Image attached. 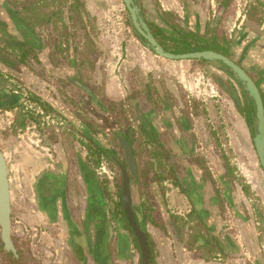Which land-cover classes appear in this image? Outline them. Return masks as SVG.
<instances>
[{"label":"rangeland","instance_id":"rangeland-1","mask_svg":"<svg viewBox=\"0 0 264 264\" xmlns=\"http://www.w3.org/2000/svg\"><path fill=\"white\" fill-rule=\"evenodd\" d=\"M231 1L219 0V6L222 9L218 12L219 14H215L214 18H210V24L213 22V26L209 27L207 31L208 37L211 35L215 38L219 37V39L224 37L222 34L218 35L219 31L216 29L224 27L225 18L234 14L233 8L232 10L229 9ZM6 2H9L13 7L20 10L29 26L37 31V35L41 39L37 36L36 38L40 40L41 43H39L42 45V49L44 48L45 50L42 54V61L45 62L44 65L40 64L36 69L30 68L32 71L27 68V71H30L42 81V87L39 88L42 94L41 98L33 92L30 93L24 84L17 81L10 72L0 70V87H5L12 93L16 90H21L24 93L26 90L29 93L28 97L37 101V104L32 101H26L21 108L12 110L2 111L0 109V146L8 155L14 211L15 213L19 212V215L34 214L35 207H30L28 203L27 205L20 203L21 196L24 197V191L23 194L20 191L22 186L26 184V187L30 189L31 195L36 194L37 182L42 175V172L40 173L39 171L40 174L37 172V175H35L36 171L35 174L30 173L33 168L29 165L22 166L20 160L23 162L24 158L37 157L40 158L38 165H43L41 162H47L46 159H51L49 164L54 163L55 165H53L59 169L63 168L65 164L66 170L70 172L68 198L70 199L71 208L68 209V213L70 217L77 221L79 231L84 233V203L86 195L79 176L77 155H83L85 160H87L86 162L94 172L101 189L107 188L109 191V196H106L107 201L111 198L115 199L117 196V190L120 186V170L109 156H102L99 162H96L95 155L98 154L92 151L90 158H86L85 153L89 141L57 112H46L39 106V103L42 101V103L48 105L52 101H59L81 121L89 125V127L93 126V128L99 130L96 133L104 137L108 146L115 151L113 156L122 162L123 153L114 137L113 128L108 127L107 123L105 124L99 117L104 118V116H107L105 118L108 119L109 116L113 118L118 122V128L121 131H125L128 127H136L137 118L134 115L132 103H136L134 109L138 104L142 106L144 111L149 110L153 111L155 115L164 116L165 104L170 107L171 103L176 104L177 100L175 97H171L167 83L163 80L162 76L157 82H153L150 79L151 76L148 74L128 71L126 74V87L121 85V91L124 92L125 90L127 94H124L125 96H122V98H114L115 100L104 95L100 82L94 81L95 73L102 65H96L94 62L98 57H101L103 60V55L105 58L107 57L105 48L100 53L98 52L99 50L96 47L97 35L100 32L104 35L108 34L105 32L106 30L135 33L122 0H5ZM134 2L141 10L142 16L147 22L153 20V22H157L160 25H164V23L168 25L173 24L177 20L174 16L162 14L157 0H134ZM79 7L83 10H79ZM68 8L77 9L76 13H73V19H71L69 27L64 22ZM235 9L236 12H241L242 16L245 17L240 24L248 25L255 33H258L264 27V4L258 3L257 0H242L241 2H236ZM95 14L98 16H95ZM3 20L5 21L3 17H0V47L12 39L8 37ZM16 36L20 39L19 35ZM35 52L37 57L41 58V51L37 50ZM101 54L103 55L101 56ZM74 57L76 58L75 61L79 59L83 62L80 64L81 68L79 67L80 74H78V65H75L77 76H70V78L74 77V80L77 79L84 87H87L92 92V99L75 86L76 82H74V85L72 81H69L70 78L67 77V74H69L67 73V68L72 66L70 60ZM192 61L194 62H192V66L189 69L190 72H194L195 68H197L198 75L196 78H201L203 88L208 89L209 92L207 91L208 93L204 96H194L188 91L185 92L181 89L183 92L181 102L185 107L179 116L183 115L190 126L196 123L194 122L195 114L196 118L200 119L199 123L201 125H204L208 121L206 122L208 127L205 130L202 129V133L206 135V137L204 134L201 136L203 150H206L205 146L209 145V147H212L214 155H218L219 158L225 157V161L235 164L238 178L241 181L236 178H230L233 182L230 181L229 183L233 184L234 189L240 190L239 196L241 200L239 201H244L245 203L251 202L256 206L257 210H260V208L264 210V206L261 203L263 194L259 196L252 188L251 190L249 188L250 193L247 190L241 191L242 184L247 181L257 180L258 175H262V170L258 164L252 143L253 133L247 142L249 153L246 144L242 145L240 137L238 138L240 133L238 120L242 124L243 122L238 117L235 106L220 88L221 82L219 79L224 77V72L214 62ZM11 73L16 74V76L22 74L19 69ZM57 74H61L63 77H59ZM210 83L212 88L211 86H207ZM46 85L51 88L46 87ZM171 94L173 95V93ZM241 103H245L244 99H242ZM99 109L105 112V114L101 113ZM177 119L174 118L173 122L177 121ZM93 132L95 133L94 130ZM200 133L201 129L197 136ZM132 138L134 141L132 148L135 151L134 156L137 169V182L134 181L136 184H132L131 189L133 194L132 199L135 205H138L135 207L136 209L141 210L142 207L140 205L142 204L144 205L142 208L144 211L148 205L151 206L152 211H154L151 215L152 217H156L159 208L154 187L163 186V197H165V193L168 191L165 185L169 183L168 181H164V179H158L157 181V178L167 175L170 165L162 157L160 148L155 144L147 143L146 138L138 129L136 130V134L133 133ZM205 139H207V143L204 142ZM237 142L241 144V147H235ZM196 145L198 148L199 146L201 147V144L199 145L197 140ZM175 146L174 151L178 148L179 153H181L182 151L179 149V146ZM48 152L49 155H45ZM181 154L185 153L182 152ZM58 155H63L64 159L61 161V156L58 157ZM236 155H254V159H252V162L248 160L246 163H243V161H240L241 159L233 160ZM246 166L247 168H251V173L248 171L240 173L239 167L244 171ZM211 195L213 196H209V198L213 197L212 199L216 195L220 196L219 193L214 195V192ZM116 200L118 199L116 198ZM12 221H15V215ZM109 222L112 228L116 227L114 222ZM170 224L172 231L169 229L172 234L166 236L177 240V237L181 235L184 228H181V225H176L175 222H170ZM53 227L57 229L56 226ZM155 230L159 234H164L165 232L163 226H159ZM115 238V233L112 230L110 243ZM18 244L22 248V252H20L22 256L20 262L13 263L3 251L0 242V264H35L29 255V243L27 240L17 241ZM30 246L33 249L32 243ZM111 263L112 256L110 254L109 264Z\"/></svg>","mask_w":264,"mask_h":264},{"label":"crops","instance_id":"crops-1","mask_svg":"<svg viewBox=\"0 0 264 264\" xmlns=\"http://www.w3.org/2000/svg\"><path fill=\"white\" fill-rule=\"evenodd\" d=\"M239 1L241 2L242 0H232L230 2L229 9L232 10L233 8L234 14L225 18L224 27L216 29L219 31V33H217L218 35L222 34L226 38H230V33L232 31L239 30L237 23H239V21L241 23L245 18L242 16L241 12H236V2ZM218 2L219 0H157L162 14L174 16L179 23L186 24L189 29L199 32L200 34H205L209 27L213 26V22L210 24V18H214L215 14L217 15L222 9ZM95 16L98 15L95 14ZM105 32L108 34L104 35L100 32V34L97 35L96 47L99 53L105 48L107 57L105 58L104 55L101 54L105 60L98 57L94 62L96 65L102 64L101 68L95 73L94 81L100 82V87L103 88L104 95L113 98V100H115L114 98H122V96H125L127 93L125 90L124 92L121 91V85L126 87V74L128 71L148 74L151 76L150 79H152L153 82H157L162 76L163 80L169 81L170 84H174L178 86L180 90L182 89L185 92L188 91L194 96H204L209 92L205 91L203 88L201 78H196L198 75L197 68H195L196 70L194 72H190L189 70L194 61L167 60L161 58L146 47L134 33L128 31L121 33L116 30H106ZM237 32L238 31L234 32L233 40L237 39ZM251 32L252 29L249 28V32L244 35L243 39L239 38L238 42H242L238 43L240 45L238 51L241 47L245 48L248 45L251 46L252 38L250 35H255ZM259 34L263 35L264 39V32L260 31ZM258 51V54H250L242 67L256 80H262L261 87H264V46L260 47ZM75 59L74 57L72 60L74 65L83 62L79 59L75 61ZM67 73H69L67 74L68 78L73 76L70 69ZM57 75L63 77L61 74ZM34 79L36 80L37 78ZM34 82L36 83L37 80ZM207 86H211L212 88L211 83L207 84ZM136 108L139 109L141 113L146 114L150 126L158 124L160 127H164L167 120H170V117L155 115L153 111H144L142 106L138 104ZM238 128L240 131L238 138L240 137L243 143L246 144L249 153V146L247 143L249 138L248 130L239 120ZM235 147H241V144L237 142ZM2 151L8 160L7 152L4 149H2ZM60 156L62 161L64 157L63 155H59V157ZM253 156L254 155H236L235 159H242L243 161L249 160L252 162V159H254ZM39 159L40 158L37 157L24 158L23 162L21 160L20 162L22 166H31L33 169L30 173L32 174H35V171V175L42 172L41 176H43V179L39 186L42 187L44 194L47 193L48 188L51 189V191H58V195H56L61 200H63V198L65 199L64 208L54 212L55 203L51 200L54 199L59 202V199H56L58 197L52 196L51 198L50 196L43 195L40 199L42 202L40 203L37 191L36 194L34 193L31 195L30 189L27 188L25 184L20 191L22 194L24 191V197L21 196L22 199H20V203L25 205L28 203L30 207H35V211L34 214L29 213V215L21 216L26 224L24 229L28 230L29 228L32 231V245H35L37 248L38 241L43 245L50 242L47 235L42 232L43 230L47 231L44 227H51L50 230H53V226H56L59 230L58 239L60 240V247L63 242L66 241L71 251H75V255L81 264L77 250H85L87 248V242L85 238L79 234L80 231L78 233L76 232V229L80 230L76 223L77 221L70 217L68 213V209L71 208L70 199L68 198L70 172L66 170V167L59 169L54 166V163V165L49 164L51 159H46L47 162L43 161L41 162L43 165H38ZM239 170L240 173L247 171L251 173L250 167L244 171L239 167ZM247 182L250 183V181ZM253 183L255 184V182L252 181V184ZM254 184L253 190H257L258 195L261 193L264 195V182L259 175L257 187L255 186L256 184ZM166 187L168 191H166L165 197L158 200L159 212L157 215L155 214L156 222L162 225L163 221L167 219L168 211L186 217L191 212L193 206L201 221V223L198 222V226L203 227L199 236L193 243H186V238L183 240L180 239L179 242L176 239L166 236V234L157 233L155 230L157 227L146 224V233L154 244V264H264L263 209L260 208V210H257L256 206L252 203L244 202V207L241 210L246 216H244L243 219H238V217L233 216V213L229 214V212L224 211V207L220 204V200L217 196L214 197V199L209 198V196H213L211 195L213 192L211 187L198 188L195 193L196 200L193 201L191 198V202L188 201L185 195L180 193L178 188L170 184L166 185ZM261 203L264 206V196ZM11 204L13 205V202ZM190 220L192 221L193 218H190ZM71 229L72 231L74 229L75 233L69 234ZM37 232L40 233L38 234ZM117 237L109 246L112 256L111 264H128L131 255L134 254V250H128V244H126L121 237ZM45 249L53 253H49L51 255L48 259L49 262H47V264H51V260L56 253H54L48 244L45 245ZM60 252L64 253L63 250ZM47 254L46 252V255ZM87 259L88 258H86V260ZM87 264L93 263L88 260ZM132 264H137V255L133 256Z\"/></svg>","mask_w":264,"mask_h":264},{"label":"flooded vegetation","instance_id":"flooded-vegetation-1","mask_svg":"<svg viewBox=\"0 0 264 264\" xmlns=\"http://www.w3.org/2000/svg\"><path fill=\"white\" fill-rule=\"evenodd\" d=\"M133 2H134V0H133ZM257 2L264 4V0H257ZM1 3H3L4 5H3V8L1 7L2 11L0 12V17H3L5 19V21L3 20L5 30L8 33V37H10L12 39L7 41L6 42L7 44L0 47V70L10 72V74L13 77H15V79H17V81L22 82L24 84V86L26 87V89L30 93L33 92L34 94H36V96H40V98H41L42 94H41L40 90H38V92H35V91L38 88L42 87V81H40L38 79V77H35V75H33V73H31L30 71H27V68L36 69V67H38V65H40V64L44 65V63H45L42 61V59H43L42 54L45 50H44V48L42 49V45L40 44L41 42L38 39L40 37L37 35V31L35 29H32L29 26V24L26 22V20L24 19L23 15L20 12V10L13 7V5H11L9 2L5 3V0H1L0 5H1ZM134 4H135V2H134ZM135 6L139 9L137 4H135ZM80 9L81 8L79 7V10ZM81 10H83V9H81ZM76 11H77V9H75V8L74 9L68 8V10L66 11L67 15L65 16L64 22L67 23V25H66L67 27H69L71 25V19H73V13H76ZM84 11H86V9H84ZM10 15L12 17H15V18L16 17L20 18L24 22L25 29H23L20 32V30L19 29L17 30L16 26L14 24H11L10 21L6 22V20L10 18ZM7 16H8V18H7ZM139 16H140V19L142 20V22L148 27V29L153 34L151 26H150L151 23H153V20H150V22H147L143 18L140 9H139ZM12 20L15 21V19H12ZM172 25L177 31L180 32V34L185 35L190 30L189 27L186 26V24L179 23L178 20H176V22H174ZM131 26H132V24H131ZM249 28L250 27L246 26V24L243 25V24H240V22H239L238 23V29L239 30H234V29H236V28H234L233 29L234 31H232L230 33V38H226L224 36L221 39H219V37L215 38L212 35L210 37H208V32H206L205 34H200L199 32H196V33L199 36V38L203 39L202 42H200L202 45L212 47L213 49H211V51L219 53V54L227 57L231 61H234L235 63H240V65L242 66L244 64V62L246 61V58L250 54H253V53L258 54L259 53L258 49H260V47L264 46L263 35L259 34L260 31L264 32V28H261V30L258 33H255L253 31L251 32V33L255 34L253 36L250 35V37L252 38L251 46L248 45L245 48L241 47V49L238 51V48H240L239 47L240 45L238 43L242 42V41L238 42V40H239V38L243 39L244 35L247 32H249ZM24 30H26V32H28V33L32 32L33 38L37 39L40 42L39 44L41 45V48L38 51H41V53H40L41 58L37 57L36 52H35L37 50L32 49L31 47L23 44L24 41L22 39L21 34H23V32L25 34ZM236 31H238L237 32L238 33L237 39L233 40L234 32H236ZM134 32H135V30H134ZM32 33H30V34H32ZM134 34L136 36H138V34L136 32ZM16 35H19L20 39H18V37ZM36 36L38 38H36ZM15 37H17V38H15ZM234 41H235V43H234ZM260 41H262V42H260ZM144 42H142V43H144ZM257 42H258V44H257ZM144 45H145V43H144ZM216 47H220V48H222V50H218V49H216ZM248 50H249V54H248ZM202 51H206V50H202ZM72 60H70L72 66L69 69L71 70L73 76H77L76 75L77 70L75 69V65L72 63ZM198 61H200V60H198ZM207 62H209V61H207ZM212 62H214V63L216 62V64H218L219 67L222 68V70L224 72V77L222 79H219V81L221 82L220 88L224 91V93L227 95L228 99L235 106L236 113H237L238 117H240V119L242 120L244 126L247 128L248 133H249V137H251L252 133H253V135H255V121L253 123V127H251L249 125V123L247 122L245 116H244V111L250 107L251 103L253 104V101H252L251 97L249 96L248 91L245 89L244 85L233 76V73L231 72V70L229 68H227L221 62L219 63V61H212ZM76 64L78 65V70H79L78 74H80L79 67L81 68V65H80V63H76ZM16 69H19L22 74L16 76V74L11 73V72L15 71ZM69 69L67 68L68 71H69ZM81 72H82V70H81ZM248 75L251 77V79L254 81L255 85L257 86L259 93L261 95L262 101H263V106H264V87H261L262 80H256L249 73H248ZM32 78H37V82L40 85L39 87H36L35 84H33ZM74 79H75L74 77H71L69 81H72L73 84H74V82H76V85L75 84L74 85L77 88H79L81 91L85 92L86 95L92 99L93 98L92 92L90 90H88L87 87H84L77 79L76 80H74ZM77 82H79L80 86L78 85ZM166 83H168L167 86L169 88V93H170L171 97L172 98L175 97L177 100V103L173 104V102H172L170 107L167 104H165V106H164V108H165L164 109V113H165L164 117L165 116L170 117V120L169 121L167 120V123H166V125H164V127H160L158 124L151 125L150 126L151 131L148 132L150 138H148V137L146 138V135L142 132L141 123L138 119H136V121H137L136 127H133V128L128 127V128H130L129 132H131V134H133V133L136 134V130L138 129L146 138L147 143L155 144L160 148V150L162 152V157L165 160H167L168 164L170 165V169H168L169 170L168 174L164 175V177H166L164 179V181H168V183L171 186L178 188L180 190V193L185 195V197L188 199L189 202H191V198L193 201L196 200L195 193H196V190L198 188L200 189L201 187H205V188L211 187L213 192H214V195L216 193L220 194L221 197L217 196V195L216 196L219 198L220 204H222V206L224 207V211L229 212V214L233 213V216L238 217V219L239 218L243 219L244 216H246V215H244V212H242V210H241L244 207V201L243 202L239 201V200H241V198L239 196V193H241V192H240V190L234 189L233 184L229 183L231 181L230 178L231 179L236 178L237 180L241 181V179L238 178L239 176L237 174L235 164H233L232 162L229 163L228 161H225V157L219 158L218 155H214L212 147H209V145H206L205 146L206 150H203V147H202V141L203 140H202L201 136L203 134L205 135V133H202V129L205 130L208 127V124L206 123L208 121H206L204 125L203 124L201 125V123H199L200 119L198 120L196 118L197 116L195 114L194 122H196V123H195V125L190 126L186 122L183 115L179 116V114H181V111L185 107L183 105V103L181 102L183 92L178 88V86H176L174 84H170L169 81H166ZM28 87H30V88L32 87L31 90ZM46 87L51 88L47 85H46ZM205 90L208 91V89H205ZM171 93H173V95ZM28 95H29V93L26 90L24 93H22L21 90L20 91L16 90V91H14V93H12V92H9L7 88L0 87V109H2V111L3 110L7 111V110L16 109V108H21L25 104L26 101L31 102V98L28 97ZM6 96H8V98ZM12 96H19V97H21V100L19 102L18 101L16 102L15 100H13L11 98ZM161 99L164 100L163 98H161ZM242 99H244V101H245L244 104L241 103ZM46 102H48V101H46ZM13 103H16V104L12 105ZM33 103L37 104V102H33ZM9 105H12L11 106L12 108H9L8 107ZM39 106H40V104H39ZM48 106L52 109L53 112H56L49 103H48ZM253 106H254V104H253ZM254 109H255V106H254ZM99 111L101 113L105 114V112H103L102 110L99 109ZM134 115L137 118L136 111H135ZM105 117H107V116H104V118H102V117H99V118L105 124L107 123L108 127L113 128L114 137L116 138L117 134L115 132H117V131L115 130V127L112 124H110V122H109V119H113V118H110L108 116V119H106ZM174 118H178L177 121L173 122ZM254 119H255V115H254ZM64 120H66V119H64ZM114 121L118 125V122L116 120H114ZM88 124H90V123H88ZM87 126L89 127V125H87ZM89 128H91L90 130L92 132H93V130L95 131V133L93 132L94 134H97L96 132L99 131V130L93 128V126L89 127ZM200 129H201V133L199 134V136H197L198 133L200 132ZM83 137L89 141L88 142L89 145L87 146L85 157L90 158L91 152L94 151L97 153V151L95 150L92 141L89 140L84 135H83ZM205 137H206V135H205ZM253 137H252V143H253ZM128 138L131 141V145L129 147H130V150L132 152V155H133V158L135 161V156H134L135 151L132 148V143L134 141H132L133 140L132 136L131 137L128 136ZM199 139H200V141H199ZM196 140L198 141L199 145L201 144V147L200 146H199V148L197 147ZM116 141H117V139H116ZM204 142L207 143V139H205ZM241 143H242V145H244L242 140H241ZM175 145H178L179 149L185 154H181L182 152L179 153L178 148H176V150L174 151V149L176 147ZM253 147H254V144H253ZM54 148L57 149L56 146H54ZM0 151L2 152V154L5 158V161L7 163V166H8L7 175H8V183H9V190H10V209H11L10 237H11V241H12L14 248H15V254H13L11 251H6L4 248V245L0 239V242H1L2 247H3V251L5 252V254L9 257V259L13 263L20 262V258L22 256V255H20V252H22V248L19 247V244L17 245V241L20 242L21 240H27V242L29 243L28 252H29L30 258L34 260L35 264H47V262H49V260H48L49 256L53 253L51 251L45 249L46 244H48L49 247L54 251V253H56V254H54V256L51 260V264H80L79 259L75 255V251L74 252L71 251V249H70V247H68V244L66 241H64L60 247V245H59L60 240L58 239L59 230L56 228H54V229L52 228L53 230H50L51 227H44L43 226L47 231L43 230L42 232L45 233V235H47L48 240L50 242L45 243L43 245L38 241L37 242L38 247L36 248L35 245H32L33 249L31 248L30 245L32 243V231L29 228H28V230L24 229L26 224L24 223V221L21 217L22 215H19V212L15 213L14 206L11 204L12 203L11 202L12 201V199H11L12 187H11V181H10V176H9L10 166H9L8 160L5 157V154L1 148H0ZM254 151H255V148H254ZM112 152L114 154L115 151L112 149ZM122 153H123V151H122ZM255 154H256V151H255ZM45 155H49V152ZM103 155H104V157H108V155H106V154H103ZM177 155H180V156H177ZM77 156L79 158L81 157V155H77ZM95 156H96V162H99V160L101 159L102 156L99 154L95 155ZM109 156H111V155H109ZM58 157H59V155H58ZM256 157H257V155H256ZM233 160H235V158H233ZM237 160H240V159H237ZM257 160H258V157H257ZM240 161H243V160L241 159ZM246 162L247 161H243V163H246ZM121 163L127 170V166L125 164L124 154H123V161ZM258 164L260 166L259 160H258ZM135 166H136V163H135ZM260 168H261V166H260ZM246 169H247V166H246ZM261 170H262V168H261ZM173 174L177 175L178 182H179L180 186L183 188V190H181L182 188H180L179 186L174 185L175 181L172 178ZM260 177H261L262 181L264 182L263 170H262V175ZM135 181L137 182V173H136V180ZM157 181H158V179H157ZM231 182H233V181H231ZM253 182H255L256 185L254 183L253 184L257 187L258 179L253 180ZM121 183H122V179H121V174H120V186H119L120 189L118 187L117 196H116V198L118 200H116V198L115 199L111 198V200L115 203H118L119 201H121V193H120L121 192ZM132 184H136V183L133 180H131V185H130L131 189H132ZM253 184H252V181H250V183H248V182L243 183L241 191L247 190L250 193L251 188L253 189ZM157 185L159 186V184H157ZM159 187H157V186L154 187V191H155L157 201L159 199L164 198L163 197V195H164V189L163 188L164 187L163 186L160 188ZM249 188H250V190H249ZM101 190L103 191L104 200L107 203V205H106L107 217H108L109 221L114 222L116 224V227L112 228L113 232L115 233V236L121 237L123 239V241L126 244H128V246H127L128 250L129 249L134 250V254L131 255V257L128 261V262H130L129 264L133 263V256H136V255H137V264H141L142 257H141L140 248H139V245H138L137 240L135 238V235L133 233V230L129 226V223H128V220L126 218L123 207H122V210L117 208L116 212L113 209H111V207L114 203L111 202L109 199H108L109 201H107V199H106V196H109L108 195L109 191L107 190V188H105V190L107 192L104 191L103 188ZM261 190H262V183H261ZM255 191L257 193V190H255ZM57 192L58 191H56V190L51 191V189L48 188L47 193L44 194L42 187L41 186L37 187V193L39 196V202L40 203L42 202V200H40V199L42 198L43 195L44 196H50L51 198H52V196L58 197ZM119 193H120V197L118 195ZM261 194H259V196ZM132 196H133V194H132ZM56 199L57 200L59 199V202H57L54 199L51 200V201H54V203H55L54 212L62 210L64 208L63 205L65 202L64 198H63V200H61L59 197ZM210 199H211V197H210ZM121 206H122V202H121ZM136 206H138V205H135V203L132 199V209L134 212L135 221L139 227H141L142 224L144 225L143 231H144L146 238H147V245H148V242L151 243L152 256L150 255L149 247H148L149 264H154V244L152 243L148 234L146 233V224L152 225V223H150L147 219H145L146 215H148L152 211V210L149 211L148 207H150L151 209H152V207L148 205L146 207V210L144 211V209H142L144 207L143 204L140 205L142 207L141 210H139L138 208L136 209L135 208ZM153 212H151V214ZM14 215H15V221L13 222L12 219L14 218ZM144 215H145V217H144ZM169 215L175 216L179 219H177L176 221H174L172 219L170 220L169 219L170 217H168ZM151 218L155 221L154 223L157 224V225H155V226L153 225V226L154 227H159V226L162 227L163 226V229L165 231L164 234L166 233V235L172 234V232H171L172 227H171L170 222H173V223L175 222L176 225H181V228H184L185 230L183 229L181 235L179 237H177V240L179 242H180V239L183 240L186 238V241H187L186 243H189V242L193 243L194 240L199 236L200 232L202 231V227H203V226L202 227L198 226V222L201 223V221H200L199 215L196 213L195 208H193V206H192L191 212L186 217L181 216V215H177L174 213H170L168 211L167 219L165 221H163L162 225H159L156 222L155 217H152V215H151ZM190 218H193V220L191 221ZM187 224H188V226H186ZM166 228H168V229L166 230ZM169 228L171 229V231ZM73 232H74V229H73V231L71 229L69 234H73ZM37 233L39 234L40 232H37ZM79 234H81V236L84 238L86 237L85 231H84V233L79 232ZM69 236H71V235H69ZM135 242L137 243L138 248H137ZM89 244L90 243H88V245ZM130 245H131V247H130ZM34 246H35V248H34ZM61 250H63L64 253H61L60 252ZM46 252L48 253L47 255H46ZM49 253H51V254H49Z\"/></svg>","mask_w":264,"mask_h":264},{"label":"water","instance_id":"water-1","mask_svg":"<svg viewBox=\"0 0 264 264\" xmlns=\"http://www.w3.org/2000/svg\"><path fill=\"white\" fill-rule=\"evenodd\" d=\"M122 2L128 12L133 29L141 37V39L145 41V45L151 49L155 55L167 60L219 61L229 68L233 73V76L244 85L255 106V135L253 137V144L260 166L264 172V106L259 90L254 81L248 75V72L243 69L240 63H235L227 57L211 50L183 54H173L165 51L148 27L140 19L139 9L135 6L133 0H122ZM3 5L4 4L1 3L0 12L2 11L1 9L3 8ZM6 21H10L12 24V20L10 18ZM23 28L25 29L24 26ZM23 35H25L24 32ZM78 85L80 86L79 82ZM11 98L16 102L21 100V97L19 96H12ZM49 104L61 117L66 119L77 131L93 143L100 145L105 151H112L111 147L108 146L102 135L94 134L86 123H83V121H81L59 101H52ZM115 130L118 132L116 139L123 151L127 170L115 156H108L112 161H114L120 170L122 179L120 192L122 207L129 226L132 228L139 245L142 257L141 264H149L147 238L143 231L144 225L142 224L141 227L138 226L132 209V192L130 185L131 180H136L135 161L128 143L121 135H119L121 134L119 131L120 129L115 128ZM78 171L86 195L84 203V216H86L84 217V231L86 232L85 240L87 242V248L85 250H77V254L79 255L81 264H87L88 260L93 264H109V244L112 236V227L107 217V203L104 200L103 194L98 193V190L102 192L101 186L97 182L94 172L88 166L83 155H81L80 158L78 157ZM7 173L8 166L2 152L0 151V239L5 250L11 251L15 254V248L10 237L11 209ZM42 179L43 176H40L37 186L40 185ZM76 232L78 233L79 230L76 229ZM88 243L90 244L88 245ZM86 258L88 259L86 260Z\"/></svg>","mask_w":264,"mask_h":264},{"label":"trees","instance_id":"trees-1","mask_svg":"<svg viewBox=\"0 0 264 264\" xmlns=\"http://www.w3.org/2000/svg\"><path fill=\"white\" fill-rule=\"evenodd\" d=\"M10 19L11 20L15 19V21L12 20V24H14L16 26L17 30L19 29L20 32H21L24 29L23 28L24 22L20 18H17V17L15 18V17H12L10 15ZM164 25L163 24L160 25L157 22H153V23H151L150 26H151V29H152V32H153L154 36L158 39L159 44L164 48L165 51H167L169 53L183 54V53H191V52H196V51L213 49L212 47H208L206 45H202L200 42H202L203 39L199 38L197 33L195 31H192L191 29L188 31L187 34L184 35V34H180V32L177 31L173 27L172 24H168L167 25L166 23H164ZM24 31H25V35L20 33L22 38H23V41H24L23 44L31 47L32 49L39 50L41 48V45L39 44V41L37 39L33 38V36H32L33 33L30 32V33H32V34H30V33L26 32V30H24ZM169 31H171V32H169ZM138 37H139V35H138ZM139 38L141 39V37H139ZM142 41L144 42V40H142ZM169 44H172V45H169ZM216 49L222 50V48H220V47H216ZM200 61L201 62H207V61H204V60H200ZM32 79L34 81L37 80V79L35 80L34 78H32ZM34 81H32L33 84H35L36 87H39L40 86L39 83L38 82L35 83ZM38 90H39V88L35 92H38ZM6 97L8 98V96H6ZM31 101L37 102L36 99H31ZM15 104L16 103H13L12 105H15ZM39 104L46 112H52L53 113L52 109L47 104L42 103V102L39 103ZM135 104L136 103H132L133 111H134V113H135V111L137 113V119L141 123V130L146 135V138L147 137L150 138L148 132L151 131V128H150L148 117L146 116V114L141 113L139 111V109H137L136 107L134 109V105ZM12 105H9L8 107L12 108L11 107ZM254 115H255V109H254L253 104L251 103L250 107L247 110L244 111V116H245L247 122L249 123V125L251 127H253V123L255 121ZM109 122L115 128L118 129V125L113 119H109ZM119 131L121 132V134H119V135H121L124 138V140L128 143V145L130 146L131 145V141L129 140L128 136H130V137L133 136V134H131V132H129L130 128H127L125 131H121V130H119ZM115 133L118 135V132H115ZM93 145H94V148L97 151V153L99 155H101V156H104L103 154H106V155H112L113 154L112 151H107V150L105 151L100 145H97L95 143H93ZM165 178L166 177H158L157 179H165ZM172 178L175 181L174 185L179 186L180 188H182L180 186L179 182H178L177 175L173 174ZM119 189H120V187H119ZM181 190H183V188ZM104 191H106V190L104 189ZM98 193H100V194L102 193L103 194V191L101 192V191L98 190ZM118 195L120 197V193ZM110 201L113 202L111 199H110ZM113 203L114 204L112 205L111 209H113L115 212H116L117 208L122 210L121 201H119L118 203H115V202H113ZM148 210L151 211L152 209L150 207H148ZM151 212H153V211H151ZM144 217H145V215H144ZM168 217H170L169 218L170 220L172 219L174 221L179 219V218H177L175 216H171V215H169ZM145 219H147L150 223H152V225H154V226L157 225L156 223H154L155 221L151 218V213L146 215ZM135 244H136V246L138 248V245H137L136 242H135ZM148 247H149L150 255L152 256V247H151V243H149V242H148Z\"/></svg>","mask_w":264,"mask_h":264}]
</instances>
